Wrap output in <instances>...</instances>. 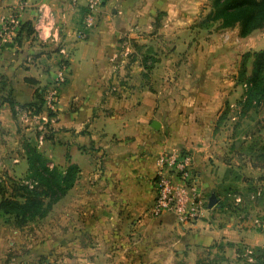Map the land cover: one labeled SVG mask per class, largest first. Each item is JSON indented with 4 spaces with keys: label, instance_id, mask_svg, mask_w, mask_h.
I'll return each instance as SVG.
<instances>
[{
    "label": "crops",
    "instance_id": "obj_1",
    "mask_svg": "<svg viewBox=\"0 0 264 264\" xmlns=\"http://www.w3.org/2000/svg\"><path fill=\"white\" fill-rule=\"evenodd\" d=\"M84 4L0 0V19L15 16L32 29L31 35L22 33L19 41L0 45V160L19 164L7 155L19 143L17 118L29 112L19 106L38 107L51 87L55 112L42 155L49 168L64 173L73 165L79 171L74 186L48 214L50 233L35 228L24 257H40L65 241L84 257L98 255L102 264H118L124 253L132 256L140 249L142 255L156 257L158 238L174 237L190 249L210 247L220 237L245 240L229 225L209 226L196 219L178 227L173 216L152 218L149 212L160 154L189 152L197 183L209 188L226 168L224 133L216 128L222 113L233 108L234 90L228 71H218L213 32L204 35L202 28L189 27L200 25L192 14H198L203 0H105L96 26L80 38ZM142 48L145 55L137 57L135 50ZM150 54L153 66L144 69L142 60ZM58 73L64 78L60 83ZM25 119L30 125L31 118ZM24 142V162L13 170L28 169L29 143ZM7 162L0 168L4 175L12 172ZM0 218L7 222L8 217ZM13 229L0 225V261L10 251L21 254L25 241L20 229ZM189 229L191 236L184 232ZM170 246L162 254L168 261L160 255L157 264H171ZM133 260L131 264H144L138 256ZM85 263L93 264L90 258Z\"/></svg>",
    "mask_w": 264,
    "mask_h": 264
},
{
    "label": "rangeland",
    "instance_id": "obj_2",
    "mask_svg": "<svg viewBox=\"0 0 264 264\" xmlns=\"http://www.w3.org/2000/svg\"><path fill=\"white\" fill-rule=\"evenodd\" d=\"M197 11L198 14H192V17L193 20L197 19L196 23H200L211 11L209 1L203 0V4H201ZM189 27L202 28L198 24ZM202 30H204V35L207 32L209 35L213 32V43L214 45L217 44L218 53H220L218 64L221 70L218 71L220 73H222V70L228 71L229 82L232 80L230 87L233 88L234 92L229 100L233 108H229L227 112L224 111L222 113L220 123L216 128L217 132L221 131L224 133L222 136L223 151L227 156H224L223 162L226 168H223L220 174L214 178L213 181L217 182L214 188L202 185L201 182L197 183V188L201 193L203 202L202 211L197 219L206 222L209 226L216 227L220 225L221 228H224L229 225L230 231L238 232L239 235L243 234L245 240L237 239L230 241L227 239L232 238L220 237L210 247L190 249L185 245L186 242L181 241L182 243L179 244L174 237H171L169 240L158 238L155 240V246H159L160 248L159 250L155 248L157 250L154 254L156 257L142 255V250L140 249L137 250L136 254L133 251L132 256L128 252L124 253L123 258L118 264H131L134 262L133 258L136 256L139 257L140 263L143 260L144 264H157L160 255H166V250L170 249L171 244H173L171 257L169 258L171 259V264H247L254 263L256 259H264V104L243 108L245 86L238 80L242 56L247 53L264 50V28L254 31L244 38L239 37L237 26L232 29H222L218 23H214L209 24L207 28H202ZM160 38V36L157 37V39ZM202 39L206 40L208 38L203 36ZM154 50L156 51V49ZM135 52L137 57L145 55L144 48L135 50ZM209 52L208 50L206 56H208ZM126 53L127 59V56L133 53L132 48L130 52L127 51ZM154 55L159 58L158 52H155ZM148 57L153 59L151 54ZM246 63V75H248L251 70V58ZM151 65L153 66L152 63ZM49 89L51 87L45 90L42 97H44ZM26 115L32 120L30 125H26ZM26 115H20L17 118V129L20 140L19 138L17 139L19 143L12 144L8 148L10 150H7L8 159H18L19 164L23 163L22 159L25 158L22 152L24 146L22 141L24 140V143L28 142L42 154L46 147L45 144L49 145L46 142L50 140L49 137L52 130L50 120L46 124L41 119H33L32 115L28 112ZM39 129L45 130L46 133L40 145L38 144ZM13 139L16 138L13 137ZM227 140L229 141L227 142ZM7 161L5 159L0 160L1 169H3L2 166ZM7 163L9 169L12 170L11 174L8 175L6 172L4 175L0 172V191L5 192V197L10 195L12 187L15 184L21 183L27 174V171H22L24 168L19 170L16 167L17 170H13L14 166H18L19 164H13L12 160ZM211 194L215 195L217 202L214 207L209 209L208 200ZM49 220L50 216L47 215L45 219L35 221L34 226L21 228V237L25 243L20 244V246L22 245L20 256H16L14 252L10 251L0 261V264H22L23 262H27L28 264H86L85 262L89 258L93 264L100 263L98 255L94 257L90 256L89 258L88 256L84 257L81 249L73 251L68 248L65 241H62L61 245H58L56 249H52L40 257L34 258L33 255H28V258L24 257L27 251L30 250L31 245L28 242H33L31 241L32 239H28L29 235L34 236L35 228L40 231L42 230V232L50 233L52 223ZM6 221L4 218H0V225L5 224L7 228L14 230L11 218H7ZM175 221L178 227L182 226L176 219ZM192 231V229H189L184 232L188 236H191L193 234ZM151 244L153 245V243ZM179 251H182V254ZM248 252H251V254ZM163 258L168 261L166 256H163ZM29 260L31 261L29 262ZM167 261L166 264H168Z\"/></svg>",
    "mask_w": 264,
    "mask_h": 264
},
{
    "label": "trees",
    "instance_id": "obj_3",
    "mask_svg": "<svg viewBox=\"0 0 264 264\" xmlns=\"http://www.w3.org/2000/svg\"><path fill=\"white\" fill-rule=\"evenodd\" d=\"M208 1L211 11L200 22L202 28L214 23H218L222 29H232L237 26L238 35L242 38L264 28V0ZM22 33L27 36L32 34L28 23L21 24L15 42L19 41ZM249 58H251V70L246 75V62ZM148 62L153 64L154 61L148 56L142 60L144 69L151 68L152 65L151 63L148 65ZM238 80L245 86L243 108L264 104V50L242 56ZM40 99V105L34 109H30L32 105L19 107L33 114H40L43 107V100ZM10 106L13 111V103ZM48 116L52 117L53 114L49 113ZM220 120L219 118L218 121ZM26 157L28 169L23 181H28L29 185L23 184V181L15 184L8 197H5V192L0 191V216L11 218L12 225L16 229L45 218L52 206L74 186L79 172L73 165L67 167L64 173L54 167L49 168L48 161L30 144H26ZM247 264H264V259H256L254 263Z\"/></svg>",
    "mask_w": 264,
    "mask_h": 264
},
{
    "label": "built area",
    "instance_id": "obj_4",
    "mask_svg": "<svg viewBox=\"0 0 264 264\" xmlns=\"http://www.w3.org/2000/svg\"><path fill=\"white\" fill-rule=\"evenodd\" d=\"M105 0H85L82 18V30L78 33L85 38L87 31L96 26L98 11ZM77 0H72V4ZM21 23L15 16L0 19V45L15 43ZM62 73H58L57 82L63 81ZM43 110L40 114H33V119H41L46 124L51 120L49 113L55 112L56 92L47 91L43 97ZM38 144H42L45 130L39 129ZM156 194L150 209V216L158 218L163 215H172L182 225L199 218L202 211L201 193L197 188V179L192 173L193 159L187 151H170L157 157ZM28 184V181H23ZM31 187V186H30ZM239 201V200H237ZM250 253V252H248Z\"/></svg>",
    "mask_w": 264,
    "mask_h": 264
},
{
    "label": "water",
    "instance_id": "obj_5",
    "mask_svg": "<svg viewBox=\"0 0 264 264\" xmlns=\"http://www.w3.org/2000/svg\"><path fill=\"white\" fill-rule=\"evenodd\" d=\"M152 128L158 129V123L153 122L152 123ZM216 202H217V199H216L215 195L211 194V196H210V198L208 200V208L210 209V208L214 207L216 205Z\"/></svg>",
    "mask_w": 264,
    "mask_h": 264
}]
</instances>
